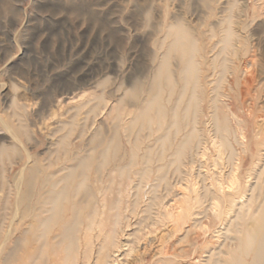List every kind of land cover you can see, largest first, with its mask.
<instances>
[{
  "label": "rangeland",
  "instance_id": "rangeland-1",
  "mask_svg": "<svg viewBox=\"0 0 264 264\" xmlns=\"http://www.w3.org/2000/svg\"><path fill=\"white\" fill-rule=\"evenodd\" d=\"M227 16L236 35L231 41L233 65L248 71L252 61L255 79L264 83V0H0V148L4 152L0 264H24L25 255L36 246H26V232L34 222L21 213L27 169L46 165L59 138L67 133L68 155L47 172L89 148L94 133L107 139L119 114L121 130L130 122L138 108L119 99L132 81L147 85L167 23L182 21L202 37L201 44L210 47L226 27ZM209 34L214 36L209 39ZM157 134L143 141L141 149ZM208 141L200 145L201 158L198 155L192 164L185 163L181 174L168 167L165 181H158L155 189L151 187L158 183L154 168L139 188L133 173L120 177L109 166L102 172V182H97L91 170L88 186L96 195L93 221L88 220V209L82 213L76 264H161L157 260L166 258L169 245L175 252L199 254L217 246L224 250L223 242L229 244L223 238L225 227L235 222L232 213L217 219L206 210L208 214L200 215L201 224L194 225L188 213L182 215L183 221L177 218L173 203L176 199L177 205L189 208V199L201 193L203 184L212 186L213 177L225 172L218 165L212 168L217 154ZM9 147H14L12 153ZM135 194L138 199L133 206ZM246 196L236 200V206ZM153 197L155 204L147 211ZM117 202L116 210L112 205ZM203 206L207 208L208 201ZM12 251L14 255L5 262ZM176 259L186 262L191 256Z\"/></svg>",
  "mask_w": 264,
  "mask_h": 264
},
{
  "label": "bare ground",
  "instance_id": "bare-ground-1",
  "mask_svg": "<svg viewBox=\"0 0 264 264\" xmlns=\"http://www.w3.org/2000/svg\"><path fill=\"white\" fill-rule=\"evenodd\" d=\"M224 22L226 27L210 47L201 44L202 37L194 34L182 21L167 23L159 44L161 53L154 60L155 66L147 85L132 81L119 99V102L138 108L130 122L121 130L119 114L107 139H101L98 132L94 133L89 148L68 156L58 168L47 172L46 169L57 164L61 156L68 155L67 133L59 138L46 165L27 169L22 182L21 213L22 218L34 222L29 224L26 232V246L28 249L34 243L36 246L25 255L24 264H45L47 260L51 264H76L77 233L82 213L88 209V220L93 221L92 203L96 195L88 186L91 170L96 174L97 182H102V172L109 166L120 177L128 178L133 173L138 178L139 188L154 168L157 182H164L168 167L181 174L180 169L185 163L192 164L198 155H202L200 145L208 138L217 154L212 168L218 165L221 170L226 168L225 172L213 177L212 186L211 183L203 184L201 193L189 199V208L177 205L176 199L173 203L178 209L177 218L182 219V215L188 213L193 216L190 220L194 225L201 224L200 215L208 214L206 210L217 219L232 213L235 222L230 221L223 236L229 244L221 243L224 250L217 246L199 254L195 250L192 253L188 250L175 252L169 245L164 251L166 258L157 262L264 264V83L255 79L251 60L248 71L233 65L231 41L236 35L231 28V17L227 16ZM213 36L209 34L208 38ZM228 75L232 77L228 78ZM202 122L205 127L201 126ZM153 133L158 134L152 138V143L141 149L143 141ZM9 151L12 153L14 147H9ZM1 155L4 152L0 148V162ZM250 180L252 183L245 188ZM159 182L151 187L155 189ZM244 193H247L245 201L236 206L235 201L241 200ZM137 199L135 194L133 206ZM153 201L154 197L145 208L147 211L155 204ZM207 201L206 208L203 203ZM234 206L236 208L232 210ZM112 208L117 210L118 202ZM118 217L117 213L113 232ZM53 229H56L55 233ZM13 251L8 256L6 254L5 262L14 255ZM203 253H207L206 256ZM183 254L190 255L191 260H175V257L182 258Z\"/></svg>",
  "mask_w": 264,
  "mask_h": 264
}]
</instances>
